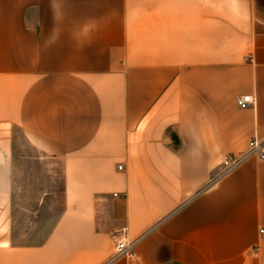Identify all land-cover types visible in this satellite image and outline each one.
<instances>
[{
    "label": "crops",
    "instance_id": "0c3cea01",
    "mask_svg": "<svg viewBox=\"0 0 264 264\" xmlns=\"http://www.w3.org/2000/svg\"><path fill=\"white\" fill-rule=\"evenodd\" d=\"M253 139L264 0H0V264H264V162L222 165ZM23 141L53 220L15 222Z\"/></svg>",
    "mask_w": 264,
    "mask_h": 264
},
{
    "label": "rangeland",
    "instance_id": "374dc122",
    "mask_svg": "<svg viewBox=\"0 0 264 264\" xmlns=\"http://www.w3.org/2000/svg\"><path fill=\"white\" fill-rule=\"evenodd\" d=\"M14 156L17 184L24 190L21 191L23 195H20L23 203L19 205L34 207L31 213L19 211L15 222L55 219L63 208L62 172L58 163L44 154H39L24 141L20 146H15ZM4 221L5 218L0 217V222Z\"/></svg>",
    "mask_w": 264,
    "mask_h": 264
},
{
    "label": "built area",
    "instance_id": "2783aa9c",
    "mask_svg": "<svg viewBox=\"0 0 264 264\" xmlns=\"http://www.w3.org/2000/svg\"><path fill=\"white\" fill-rule=\"evenodd\" d=\"M237 107L241 110H247L249 108H252L256 104V97L247 94L246 96H240L237 97L236 100ZM249 158H255L259 161L264 162V140L259 141L258 139H253L249 142L247 151L238 155L228 157L224 160L222 163L225 170L230 171L235 166H238L242 162L249 160ZM259 236L261 237L262 244L264 245V228L259 229ZM134 244L130 243L128 244L125 241H121L117 245V251L119 253H124L125 256L136 258L135 252L133 250Z\"/></svg>",
    "mask_w": 264,
    "mask_h": 264
}]
</instances>
